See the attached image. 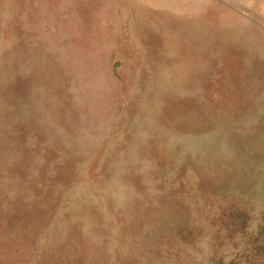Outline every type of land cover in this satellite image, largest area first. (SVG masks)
<instances>
[{"label": "rangeland", "instance_id": "rangeland-1", "mask_svg": "<svg viewBox=\"0 0 264 264\" xmlns=\"http://www.w3.org/2000/svg\"><path fill=\"white\" fill-rule=\"evenodd\" d=\"M0 264H264V0H0Z\"/></svg>", "mask_w": 264, "mask_h": 264}]
</instances>
